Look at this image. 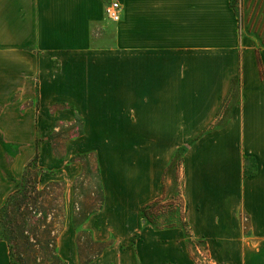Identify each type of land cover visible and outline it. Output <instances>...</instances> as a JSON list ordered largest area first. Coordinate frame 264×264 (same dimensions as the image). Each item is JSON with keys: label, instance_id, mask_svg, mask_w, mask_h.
<instances>
[{"label": "crops", "instance_id": "obj_1", "mask_svg": "<svg viewBox=\"0 0 264 264\" xmlns=\"http://www.w3.org/2000/svg\"><path fill=\"white\" fill-rule=\"evenodd\" d=\"M112 2L122 10L116 23L106 16ZM36 50L60 62L43 91L83 120L73 141L124 143L123 166L102 173L115 178L108 184L123 207L119 230L143 237L130 247L140 264H188L187 252L167 242L183 231L153 228L141 216L143 205L165 195L181 148L192 236L216 264L264 254V42L240 30L231 0H0L1 133L19 106L13 88L4 102V79L19 78L21 52L32 58ZM16 167L8 174L0 165V209ZM129 208L136 215L124 217ZM0 264H13L1 229Z\"/></svg>", "mask_w": 264, "mask_h": 264}, {"label": "rangeland", "instance_id": "obj_2", "mask_svg": "<svg viewBox=\"0 0 264 264\" xmlns=\"http://www.w3.org/2000/svg\"><path fill=\"white\" fill-rule=\"evenodd\" d=\"M231 6L240 30L259 36L264 42V0H231ZM19 63V78L4 79V102H11L8 93L13 88L18 93L14 102L19 106L8 111L0 132V165L8 174L15 165L18 170L13 177V191L0 209L1 235L11 247L12 261L140 264L138 252L130 247L140 245L143 237L140 231L131 237L124 228L119 230L117 221L123 216V207L116 206L119 196L108 184L114 183L115 178L102 173L108 167L123 166L124 143L73 141L83 136V120L76 118L73 110L63 109L60 103L45 101L48 95L43 91L45 77L56 73L60 62L50 64L41 50H36L32 58L21 52ZM237 88L235 84L234 91ZM228 110L225 108L217 124L226 121ZM6 136L15 140L7 141ZM183 150L173 160L172 178L169 177L172 182L165 187L164 197L149 209L148 217L153 223L148 224L153 228L179 227L182 235L167 242L178 255L180 251L187 252L188 264H216L205 241L192 236L185 220L181 186ZM37 153V163L29 167ZM145 205L141 208L142 217ZM127 212L124 217L136 215L131 208ZM109 217L116 221L108 222ZM262 256L254 252L245 254L249 258L247 264H260Z\"/></svg>", "mask_w": 264, "mask_h": 264}, {"label": "built area", "instance_id": "obj_3", "mask_svg": "<svg viewBox=\"0 0 264 264\" xmlns=\"http://www.w3.org/2000/svg\"><path fill=\"white\" fill-rule=\"evenodd\" d=\"M121 6L118 2H112L106 7V16L111 22H119L122 17Z\"/></svg>", "mask_w": 264, "mask_h": 264}, {"label": "trees", "instance_id": "obj_4", "mask_svg": "<svg viewBox=\"0 0 264 264\" xmlns=\"http://www.w3.org/2000/svg\"><path fill=\"white\" fill-rule=\"evenodd\" d=\"M38 156H39V155H38V153H37L36 156H35V158H34V160L32 161L33 163L30 164L29 167H31L32 165H34V164L37 163V161H38ZM163 197H164V196H163ZM163 197L158 198V199L152 201L150 204H147V205H145V206L143 207V209H142L143 218H145L146 220H148V222L153 223V222L151 221V219L148 217V216H149V209H150L151 206H152L153 204H155L156 202H161V199H162ZM156 227H160V226L156 225ZM173 227H176V226H166V227H164V228H173ZM6 241H7V240H6ZM9 248H10V254H11V247L9 246ZM11 259H12V257H11ZM13 264H15V263L13 262Z\"/></svg>", "mask_w": 264, "mask_h": 264}]
</instances>
